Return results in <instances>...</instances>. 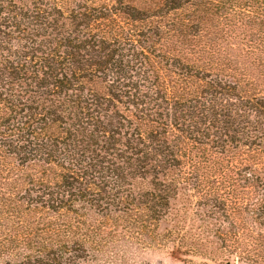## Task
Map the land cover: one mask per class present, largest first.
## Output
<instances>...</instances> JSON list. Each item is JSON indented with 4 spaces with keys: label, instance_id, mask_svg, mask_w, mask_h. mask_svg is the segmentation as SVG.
<instances>
[{
    "label": "trees",
    "instance_id": "obj_1",
    "mask_svg": "<svg viewBox=\"0 0 264 264\" xmlns=\"http://www.w3.org/2000/svg\"><path fill=\"white\" fill-rule=\"evenodd\" d=\"M114 2L0 0V152L39 169L18 187L3 174L1 186L20 196L15 215L50 220L38 232L56 244L21 240L36 254L15 255L27 264L82 259L133 211L129 198L172 196L170 138L205 146L213 130L214 149L264 145V105L223 100L226 85L208 74L210 35L243 18L262 24L264 0ZM196 123L194 140L182 136Z\"/></svg>",
    "mask_w": 264,
    "mask_h": 264
},
{
    "label": "rangeland",
    "instance_id": "obj_2",
    "mask_svg": "<svg viewBox=\"0 0 264 264\" xmlns=\"http://www.w3.org/2000/svg\"><path fill=\"white\" fill-rule=\"evenodd\" d=\"M114 1L108 4L117 8ZM215 32L210 38L216 68L208 74L226 85L223 100L234 104L253 100L264 105V20L260 24L254 18H243ZM155 48L161 49L158 44ZM198 128L203 130L196 123L189 128L191 133L182 136L194 140ZM214 133L205 131V138L198 141L206 145L198 147L190 141L176 144L170 138L176 166L170 170L172 196H132L128 201L133 211L116 228H104L100 240L93 243L98 245L84 244L87 256L76 260L74 253H67L62 260H44L43 264H264V145L227 144L214 149L208 142ZM233 136L243 141L240 135ZM2 170L0 176L8 173L18 187L19 178L38 175L39 169L19 167L0 152ZM3 183L0 179V186ZM136 187L143 192L151 188L141 182ZM0 192L4 193L0 195V264H27L15 256L18 253L36 256L33 251L22 252L25 244L21 240L26 238L35 248L48 245L55 249L54 240L38 232L50 220L26 211L15 215L12 204L18 205L20 196H7L3 185ZM29 232L35 234L30 237ZM70 240L75 241L62 238L69 249H75ZM16 241L17 250L10 251ZM29 264L39 263L30 260Z\"/></svg>",
    "mask_w": 264,
    "mask_h": 264
},
{
    "label": "water",
    "instance_id": "obj_3",
    "mask_svg": "<svg viewBox=\"0 0 264 264\" xmlns=\"http://www.w3.org/2000/svg\"><path fill=\"white\" fill-rule=\"evenodd\" d=\"M226 264H230V263H226Z\"/></svg>",
    "mask_w": 264,
    "mask_h": 264
}]
</instances>
